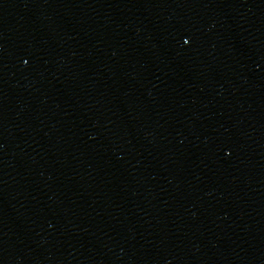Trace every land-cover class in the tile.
<instances>
[{
	"label": "snow or ice",
	"instance_id": "1",
	"mask_svg": "<svg viewBox=\"0 0 264 264\" xmlns=\"http://www.w3.org/2000/svg\"><path fill=\"white\" fill-rule=\"evenodd\" d=\"M184 43L187 44V43H189V41H188L187 39H185V40H184Z\"/></svg>",
	"mask_w": 264,
	"mask_h": 264
}]
</instances>
